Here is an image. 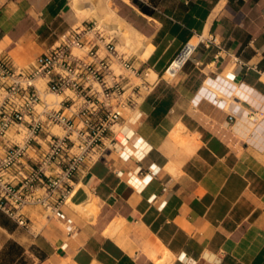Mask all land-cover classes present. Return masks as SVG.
Instances as JSON below:
<instances>
[{"label": "crops", "instance_id": "0c3cea01", "mask_svg": "<svg viewBox=\"0 0 264 264\" xmlns=\"http://www.w3.org/2000/svg\"><path fill=\"white\" fill-rule=\"evenodd\" d=\"M102 10L136 37L146 75L126 81L149 89L74 176L63 218L0 210V264H264V0H0V50L29 64Z\"/></svg>", "mask_w": 264, "mask_h": 264}, {"label": "built area", "instance_id": "2783aa9c", "mask_svg": "<svg viewBox=\"0 0 264 264\" xmlns=\"http://www.w3.org/2000/svg\"><path fill=\"white\" fill-rule=\"evenodd\" d=\"M198 44L182 46L165 70L169 78ZM124 69L146 75L96 19L67 30L60 43L26 65L0 50V210L19 225L29 227V206L64 217L74 176L103 157L108 133L138 103L140 86L149 89L144 81L128 83ZM130 136L119 131L113 140L125 159L133 153L126 149ZM144 143L135 140L139 147ZM67 227L72 230L70 220Z\"/></svg>", "mask_w": 264, "mask_h": 264}, {"label": "rangeland", "instance_id": "374dc122", "mask_svg": "<svg viewBox=\"0 0 264 264\" xmlns=\"http://www.w3.org/2000/svg\"><path fill=\"white\" fill-rule=\"evenodd\" d=\"M85 1H90V0H85ZM105 11H100L99 13H94V14H88V16H92V15H95L96 20H98L100 23H102L104 25V27H106L108 30L111 28V24H114V22H116L114 19H113V16L114 14L111 13V16L108 18V17H104L106 15L107 12ZM104 14V15H103ZM119 27V29H115V27L110 31L115 33L116 36L120 35V33H122L124 35V39L126 38L125 40V43L127 44L126 46L121 44V45H118V49L120 52H125L126 55H128L130 57V55H132V53L135 51L134 50V44L136 42V37H134V35H132L128 29H126L124 26L118 24L117 25ZM194 41L196 42L197 39H194ZM131 61L134 62V60L131 58ZM151 74L152 76H155V74H153V72L151 71ZM152 76L150 78H152ZM168 76V75H167ZM53 98V96H50ZM257 118H259V115H256Z\"/></svg>", "mask_w": 264, "mask_h": 264}, {"label": "bare ground", "instance_id": "6f19581e", "mask_svg": "<svg viewBox=\"0 0 264 264\" xmlns=\"http://www.w3.org/2000/svg\"><path fill=\"white\" fill-rule=\"evenodd\" d=\"M105 12H106V11H105ZM105 12H104V13H105ZM103 15H104V14H103ZM110 16H111V12H107L106 15H105L104 17H108V18H109ZM193 41H194V40H193ZM152 72H153V74H155L154 71H152ZM49 98H52V97H49Z\"/></svg>", "mask_w": 264, "mask_h": 264}, {"label": "trees", "instance_id": "16d2710c", "mask_svg": "<svg viewBox=\"0 0 264 264\" xmlns=\"http://www.w3.org/2000/svg\"><path fill=\"white\" fill-rule=\"evenodd\" d=\"M141 7H143V9L147 10V8H145L144 6L141 5Z\"/></svg>", "mask_w": 264, "mask_h": 264}]
</instances>
